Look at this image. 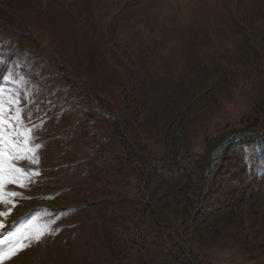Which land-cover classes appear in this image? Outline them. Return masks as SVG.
Instances as JSON below:
<instances>
[{"label":"rangeland","instance_id":"1","mask_svg":"<svg viewBox=\"0 0 264 264\" xmlns=\"http://www.w3.org/2000/svg\"><path fill=\"white\" fill-rule=\"evenodd\" d=\"M14 48L0 103L40 147L5 154L31 182L6 184L3 231L45 234L3 264H190L182 233L199 264H264L259 185L183 228L212 152L236 132L245 153L264 143V0H0V57ZM177 168L184 189L163 187ZM226 177L203 202L237 188Z\"/></svg>","mask_w":264,"mask_h":264},{"label":"snow or ice","instance_id":"2","mask_svg":"<svg viewBox=\"0 0 264 264\" xmlns=\"http://www.w3.org/2000/svg\"><path fill=\"white\" fill-rule=\"evenodd\" d=\"M4 104L0 103V204H11L15 207L14 199L17 197V193L5 191L7 183H16L19 187H25L24 183L20 181L26 180L31 182V178L28 177L24 170L20 168H13L11 164H8L5 160V154L12 159H25L32 163H38L39 157L36 155L40 145L34 144L33 128H29L24 124V118L19 109L15 110L14 116H5L3 114ZM13 110L9 108L11 113ZM15 121V122H13ZM9 131V135L5 138L4 133ZM10 146L17 149V151H11ZM25 153H28L26 155ZM33 176H38L39 172L33 171ZM5 177L11 179L6 180ZM23 199V197H20ZM10 214L9 211H0V264H3L5 259H10L23 247L30 246L29 244H23L22 240L28 239L38 242L45 234L43 229H37L32 233L25 234L24 232H4V218Z\"/></svg>","mask_w":264,"mask_h":264},{"label":"trees","instance_id":"3","mask_svg":"<svg viewBox=\"0 0 264 264\" xmlns=\"http://www.w3.org/2000/svg\"><path fill=\"white\" fill-rule=\"evenodd\" d=\"M11 65L14 66L13 63ZM250 139L254 140L252 145L249 144L252 148L249 153L244 152L246 149L243 143L244 139H241L232 147L224 151L209 180L208 190L204 195V199L209 198V195L214 192L213 185L222 174L228 175V177L225 179V183L227 181L228 185L231 183L229 182L231 181L230 178H234L235 181H233V184L237 188L235 190L227 189L225 192L226 195L221 204L213 202L212 200H204V202L202 200L203 205H201L197 215L191 222L187 224L186 228H189L193 223L211 225L212 219L224 215L227 212H231L232 208L234 207L233 205H236L243 193L246 191L247 187L259 185L260 188L264 189V143L261 141L257 142L259 138L256 136H251ZM235 148L237 152H239V155H228ZM177 169V177H182L185 173L182 170H179V168ZM232 173L233 175H231ZM162 186L168 189H175V187H177V179H167V182L163 183ZM238 194H240V196H238L235 200L230 199L234 198ZM180 253L182 256H186L190 260L189 255H186L182 249Z\"/></svg>","mask_w":264,"mask_h":264},{"label":"water","instance_id":"4","mask_svg":"<svg viewBox=\"0 0 264 264\" xmlns=\"http://www.w3.org/2000/svg\"><path fill=\"white\" fill-rule=\"evenodd\" d=\"M239 133L236 132L234 133L232 136H230L229 138H227L222 144L221 146H219V150L217 152L218 155H216L215 157H212L210 158V161H209V164L205 170V173H204V182H205V185H207V182H208V179H209V176L211 174V171L214 167V165L218 162L220 156H221V153L223 152V150L227 147H229L230 145H232V143L239 138Z\"/></svg>","mask_w":264,"mask_h":264},{"label":"bare ground","instance_id":"5","mask_svg":"<svg viewBox=\"0 0 264 264\" xmlns=\"http://www.w3.org/2000/svg\"><path fill=\"white\" fill-rule=\"evenodd\" d=\"M218 150H219V148H217V149L212 153V157H215L216 155H218V154H217Z\"/></svg>","mask_w":264,"mask_h":264}]
</instances>
